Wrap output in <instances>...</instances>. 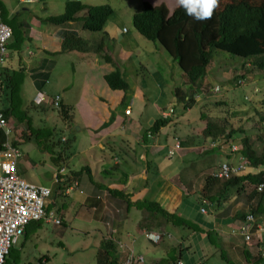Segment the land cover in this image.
I'll return each instance as SVG.
<instances>
[{
  "label": "crops",
  "instance_id": "1",
  "mask_svg": "<svg viewBox=\"0 0 264 264\" xmlns=\"http://www.w3.org/2000/svg\"><path fill=\"white\" fill-rule=\"evenodd\" d=\"M25 1L26 0H19V3L26 4ZM36 1L38 0H31L32 4ZM69 1L74 0H59V4L65 6ZM36 4H40V6L36 8L39 9V14H36L37 11H30L29 15L25 16L24 21L20 22V24L23 25V38L25 39L24 44L22 45L23 55L30 56L29 59H24L27 68V77L23 86V95H30L31 101L35 93L42 90L45 91L48 96V99L46 100L47 106H49L51 101L50 97L57 95L60 97V103L65 107L70 108L68 112L74 106L82 120L83 130L86 131L88 138L87 141L81 142L80 140L77 142L81 147L80 151L75 145V150H77L81 156L80 161L82 167L80 170L84 168V164H86L88 160H92L93 162V170L91 171L87 167L89 173L83 172L81 176L76 177V179H70L71 171L77 172L80 170L76 169V166L71 165L70 171L68 172L69 174H66L65 171L61 176H58L59 180L54 184L55 188H53L54 195H61L60 197L65 196V198L68 197L71 199L69 194L74 190L68 189L72 186L71 180H75L73 182L77 183L78 189H80L79 191L83 193V197H73L71 200L73 204L79 205V210L84 214L83 217L79 215L77 219L81 220L85 227L90 225L97 226V228L94 227L102 237H112L113 240H116V242H119L125 248H128L126 247V240L131 239L132 237L133 240H136V238L134 235L130 236L129 231L125 230L121 225L124 224L123 222L131 219V214L135 212L133 215H135L134 218L136 221H134L133 225L138 234L140 233L141 235L142 231H139L137 228V224L141 217L139 211L132 209L127 220H124V218H118L117 213L119 207H121V203L117 202L115 198H112L105 190L91 184L88 175L91 176L93 181H96L94 178V176H96V182L100 187H108L111 190L116 189L117 191L122 192L124 196L130 195L131 200L135 202L136 200H139L136 197L139 188L147 189L146 184L149 180L147 170H151L150 174L154 178L155 184H158V186L156 187V192L150 202L157 203L166 211L178 213L184 205L185 197H195L196 201L198 198H201L202 204L205 201L209 210H206V213H201L199 211L202 221L198 219L197 215L190 217L188 213L185 212V216L182 217L195 221L200 228V232L192 234L175 232L178 237L185 236L186 241L173 238L175 243H172V240L166 239V241L162 240L160 245L149 244L148 247L153 248L155 251L161 248L159 254H149L150 262L161 260L167 253V249L176 245L178 240L182 242L181 249L186 251L185 256L187 257V260L186 263L183 264H205L206 262H211L217 256L216 259L220 260L221 254L226 255V259L230 264H247L246 255L252 262L259 259V256L264 252V215L260 214V216H254L258 228L254 229L250 244H246L242 237L231 234V231L234 229L236 230L242 220L239 219L240 215L246 213L249 207L258 209L259 200L258 198H251L249 195L251 187L245 183L243 185L245 187L244 190L239 191L235 189L228 196H223V193L219 191L216 186H207L208 179L207 176L206 178H204V176L208 174L209 170L212 168L213 172L216 170L215 166L218 164H216L217 159L215 155L219 156L221 159L223 153L219 149H216L212 142L203 140V144L200 145V141L195 142L192 136L186 135L187 133L181 137L180 149H182V152L180 155L182 159L189 155L199 162L207 161V164L209 163L212 166L211 168L204 169L200 172L201 178L199 181L188 179L189 182L186 184V188L182 187V184L178 185L162 173L165 168V165L163 164L164 162L157 168H153V165L158 164V161L154 160L153 157L156 155H158V157L163 155V145L159 144L160 141L157 138L163 128H161L159 130L160 132L155 135H147L145 133L153 124L148 125L147 122H145V124L142 125L140 123L141 120L138 117L139 114L134 115L133 110L131 109H129V115L124 114L125 110L128 108L127 104H129L130 107V104L133 105L137 103L138 107H140L143 104L142 101L145 99L143 94H140L141 89H139V87L143 88L144 79L135 80L134 82L129 83L130 77L127 75L129 71L127 67L135 65V59L141 70H144V66L146 65L145 63L143 66L138 61L139 55L136 56V54H139L138 46H136L133 52L128 51V48L127 50L121 48L119 51L120 55L118 61H122L121 65L123 66L124 63L128 61L127 67L125 66V68L122 69L123 71L121 70V73L124 75V78L128 77L127 79L129 80H127V84L129 90L132 89L130 96L125 99L126 103H123V113L120 114L117 110L120 108L121 100L126 96L127 92L111 91L107 87L103 76L108 68L102 65V62L99 63V61L98 63L96 61L97 65H95L94 69L90 68V65L88 66L83 63V69L88 68V70L84 73L81 83L78 79L74 81L77 84L76 86H79L80 84L82 85L81 88L83 93L82 95H76L75 97H67L65 91L69 90V88L56 75V71L64 62H69L70 64V69L66 72L69 73L71 70L72 75H75L76 71L74 70L75 68L73 64L67 59L68 56L65 57V54H61L62 43L68 34H72L84 41L85 37L80 35L83 30L80 26H74L78 22L71 23L69 28L64 29L65 32L59 28L49 27L46 23L45 25L47 27H45L40 21L51 17L52 15H47V5L43 0H39ZM52 4H54V2L50 1L49 6ZM18 14L16 13V15ZM85 15L86 11L81 13V16H78L79 19L77 20H81ZM110 26H106L100 34H89L87 32V41L91 42L92 40H98V35H100V39L104 42V53L112 58L111 54L113 49L110 46L111 42L120 41L123 37L122 34L125 33L122 32V34H119L113 24ZM111 31L112 34L107 38L105 35ZM91 35L92 38L90 37ZM131 40L135 42V39ZM116 44L119 43L117 42ZM70 53L76 55V51ZM133 56L135 59L130 61ZM11 59L12 58L9 56L3 66L4 69L15 67V65L11 63ZM78 60L84 61L83 56H79ZM131 74L132 73L130 72V75ZM71 85H74V83ZM81 88L78 90L82 91ZM98 97L103 98L106 103L100 102ZM74 99L76 100L75 103H73ZM159 111L162 110L160 108L158 111L156 110V112ZM158 119L159 115L157 114V118L154 122ZM149 141L152 142V145H149ZM211 149H214L213 152L216 153L215 155L206 154ZM172 151L173 149H168L165 151L166 155H164L166 156V159H169L170 161H173L172 157H170ZM69 157H71V153L68 154L67 160ZM71 158H73V156ZM239 161L240 158L237 156H231L228 161L224 162L238 165L240 164ZM71 163H73V161H71ZM246 167L249 168V165H246ZM20 175L24 178L22 171ZM203 178L206 182L205 185L203 184L201 187V179L203 180ZM87 188H90V190ZM52 197H50L48 201V206L54 203V196ZM197 202L199 203V201ZM197 208L199 210L201 209L199 206ZM64 209V204L60 203L59 210L60 212H63V214L65 213ZM84 209L88 211V215H85ZM63 214H59L61 219H63ZM207 215L210 219H206L203 222V217H206ZM86 216L89 217L86 218ZM64 226L61 227L66 228L67 224ZM196 241H201L199 246L196 245ZM44 257L45 259L41 264L47 263L48 261V258L46 256Z\"/></svg>",
  "mask_w": 264,
  "mask_h": 264
},
{
  "label": "rangeland",
  "instance_id": "2",
  "mask_svg": "<svg viewBox=\"0 0 264 264\" xmlns=\"http://www.w3.org/2000/svg\"><path fill=\"white\" fill-rule=\"evenodd\" d=\"M2 1H4V7L7 11L5 17H8L7 20L11 24H19L24 21L25 16H28L30 11H37L36 14H39V9H36L40 6V4H36L39 0L33 5H30V3H19V0ZM50 1L54 2L51 6H49ZM143 1L154 6L164 4L170 13H172L177 7L176 0H81V3L86 5V8L77 14V19H79L78 16H81V13L87 11L89 7L108 6L113 10L114 14L108 19L106 26L109 27L113 24L119 34H122V32L125 33L122 34L123 37L121 40L117 41L119 44H116V41H113L110 44L113 49L111 54L113 61L115 62L116 68L120 72L125 68V66L127 67L128 64L127 61L122 66V61H118V57L120 55L119 51L121 48H123V50H127L128 48V51L133 52L136 46H138L139 54H136V56L139 55L138 61L143 66L145 63L146 65L144 66V70H141L133 56L130 61L135 59V65L127 67L132 74L130 75V72L128 71L129 74L127 73V75L130 77V80L127 79L128 77H125V81L127 82V80H129V83H131L135 80L144 79L143 88L139 87V89H141L140 94H143L145 99L142 101V106L138 107L137 103H135L133 105L130 104L129 107V104H127V109L133 110L134 115L139 114L138 117L140 118V123L142 125H144L145 122H147L148 125H152L154 120L157 118V114L159 115V118H168V115L166 114L168 113V110L170 108L174 110V114H171L168 118L170 122L163 127L162 131L157 136L160 141L159 144L163 145V155L160 157H158V155L153 157L154 160L158 161V164L153 165V168H157L164 162L163 164L165 165V168L162 173L178 185L182 184L181 186L186 188V184L189 182L188 179H191L192 181H199L201 178L200 172L204 169H209L212 166L209 163L207 164V161L199 162L189 155L182 159L180 155L182 149H174V136L178 134V131H182L183 134L187 133L186 135L192 136L195 142L200 141L199 144L202 145V132L205 128L206 122L209 120L210 122L217 124L219 127L224 126L227 131H243L244 134L234 136L229 143L235 142V144L239 145V140L247 137L249 139V143H255V145L260 148V145L264 143V133L262 131V118L264 115V80L262 81V78L257 74H253L250 80L253 82L254 86H257L258 89L261 90V93L257 99L256 95H252L246 100L245 96H247V91L243 90L242 87L240 88L239 83H234L235 86L228 85V82L233 80V78L245 74V68L242 70L240 68L241 61L234 62L232 59H229L225 53H220V55L218 53L217 55L219 56H216L217 58L214 59L209 66V72L203 86L208 87L209 84L212 85L214 91H219L214 92L215 95L211 93L208 101L203 100L206 99V96L200 93L198 98H196L197 101L195 107L187 110L186 112H183L180 106L173 108L174 98L172 95V89L174 87L182 88L183 86L182 73L180 69L177 64L173 63L168 55H166V52L159 44L144 40L132 29V17L139 11L140 4ZM43 2L47 5V15L51 14L52 16L57 17L65 11V6L63 4H59V0H43ZM16 13L19 14L16 15ZM47 26L45 25V27ZM74 26L79 27V24L76 23ZM80 35L85 37L82 44V50H77L76 55H73L70 52L62 53L65 54V57L68 56L67 59L73 64L75 68L74 70L76 71L75 75H72L71 70L69 73L66 72L70 69L69 62L62 63L59 66L60 68L56 71V75L69 88V90L65 91L67 97H75L76 95H82L83 93L81 88L82 85L80 84L79 86H76L77 84L74 82L78 79L81 83L84 73L88 70V68L83 69V63L88 66L90 65V68L94 69L98 61L101 63L102 57L106 55L104 51L99 54L94 52L95 48L101 41L100 35H98V40L91 39V42L87 41V32L83 31ZM90 37L92 38V35ZM131 39H135V42ZM79 56H83L84 61L78 60ZM23 58L29 59L30 56L23 55ZM250 70L251 67L245 69L246 72H250ZM72 83H74V85H71ZM79 88H81L82 91H79ZM184 88L185 87L183 86L182 89L184 90ZM128 90L129 87L126 91L127 93L125 92L126 96L121 100V105L119 106L120 108L117 110L120 114L123 113L122 109L124 108L123 103L125 102V99L132 93V89ZM22 98L24 105H27L30 100V95L24 94L22 95ZM98 98L100 102L106 103L103 98ZM75 102L76 100L74 99L73 103ZM219 102H226L228 107L222 106L223 108L218 110L215 107V104ZM41 106L46 109L48 108V106L44 104ZM157 108H160L162 111L156 112V110L158 111ZM59 111L60 110L58 109L47 112L44 118L46 121H44L43 125L39 126H45L46 128L53 129V139H55V141L58 138H65L67 140L66 142L69 141L68 152L63 151L64 146L61 141L60 145L53 147L54 157H56V154L62 153L61 163L62 165L64 164V169L67 174L70 171L71 165L76 166L75 168L78 170L82 167V163L80 161L81 156L79 155V152L75 150V145L80 151L81 147L77 142L80 140L81 142L87 141L88 138L86 131L83 130L82 120L74 106L68 112V117L70 118L68 121L64 120L63 115L60 114ZM179 112H181L182 115L179 116L180 118L178 117L176 119L175 116L179 115ZM163 114L166 117H163ZM202 114L205 116V120L200 121L199 118ZM37 123V121L34 122L35 125ZM13 129L12 130L14 132L12 139L15 138V141L22 142L18 148L22 155L19 165L20 171H22L24 176L23 179L36 186H43L49 188L50 190L52 189L51 197L54 196V203L49 206V210L52 212L57 211L59 214H63V212H60L59 210L60 203H63L65 207L63 219L67 226L66 228L61 226L57 227L53 224L42 221L38 228L31 229L27 232L25 237L20 236L17 239L16 243L11 248V250H13V254L12 257L8 259L9 261L7 264H38L40 258L44 256L48 258V261L43 264H96L95 256L97 248L99 247L100 241L102 239L104 240V237L96 231L95 227L97 228V226L94 225V227L93 225H90L85 227L81 220L77 219L79 215L83 217L84 214L79 210V205L71 202L73 197H83V193L79 191L80 189H78L77 185L76 188L73 189L74 191H71L69 194L71 199L68 197L65 198L63 195L62 196L64 198L60 197L61 195H54L53 188H55V185L53 183V176L58 172V167L53 162L50 152H41L33 142L32 138L25 137L28 136V133L25 134L23 128L16 127ZM149 145H152V142L149 141ZM168 149H173L174 155L172 156V160L175 163L166 159V156H164L166 155L165 151ZM115 151L117 152L116 149ZM70 153L73 158L69 157L67 160V156ZM71 161H73V163H71ZM92 163V160H88V162L84 164V168L88 167V169L92 171ZM150 171L151 170H147L149 179L146 184L147 189L139 188L136 193V197L139 200H136L135 202L140 201L141 205L151 203L150 200L154 197L156 187L158 186V184H155V180L151 176ZM214 172L212 168L209 170L208 174L204 176V178H206V176L207 178L209 176L212 177L211 174ZM94 178L97 181L96 176H94ZM204 178L203 180L201 179V187L203 184L205 185L206 181ZM87 189L90 190V188ZM197 201H199V203ZM197 201L195 197H185L184 205L177 214L185 216L184 213L187 212L190 217L197 215L198 219L202 221L201 215L199 214L200 210L197 207L199 206L205 211L209 210V208L208 206L202 204L201 198H198ZM84 213L85 215H88V211L86 209H84ZM139 213L141 215L139 220H141L143 217L142 212ZM133 214H135V212ZM133 214L130 216L131 219L123 222L124 224L121 225V227H124L125 230L129 231L130 236L134 235L136 238V240H133V237L131 239H127L126 247L133 249L135 254H139L147 262L150 258L149 254H159L160 248L156 251L151 247L148 251L145 249V246L148 247L149 244L146 242L143 235H140V233L138 234L135 226L133 225L134 221H136L134 218L135 215ZM88 217L86 216V218ZM206 219L209 220L210 217L208 215L203 217V222ZM159 238H161V236H159ZM200 242L201 241H196V245L199 246ZM177 243L181 244L182 242L177 241ZM118 249L121 250L119 247ZM15 256H19L17 262L14 260L16 258ZM185 257L183 256L182 261L186 263L187 257ZM217 257L208 263L226 264L224 261L216 259Z\"/></svg>",
  "mask_w": 264,
  "mask_h": 264
},
{
  "label": "trees",
  "instance_id": "3",
  "mask_svg": "<svg viewBox=\"0 0 264 264\" xmlns=\"http://www.w3.org/2000/svg\"><path fill=\"white\" fill-rule=\"evenodd\" d=\"M25 3H30V5L34 4H32L31 0H26ZM85 8L86 5L80 2L69 1L65 4V11L63 14L57 17H48L40 22L46 23L49 27L59 28L62 31L69 28L70 23L78 22L83 31L101 33L106 27L108 19L113 16V10L108 6L89 7L86 11V16L81 20H77V14L85 10ZM5 14H7V11L3 1L0 0L1 22L7 26L12 33L11 38L6 44V50L8 57L10 56L12 58L11 63L15 65V67L7 69H4L3 66L0 67V111L9 126L23 128L24 133H28V136H24L32 138L41 152L49 151L53 162L59 170L64 166V164L62 165L61 163L62 153H58L56 157H54L53 147L61 144L60 138L55 141V139H53V129L39 126L43 125L44 121H46L44 118L47 112L55 111V109L51 105H49V108L43 109V106L37 107L32 102L24 105L22 95L23 86L27 77V68L22 50V45L25 40L23 38V25L20 23H9ZM132 29L144 40L159 44L166 52V55H168L172 62L176 63L180 69L183 86L185 88L183 90L182 86V88L174 87L172 89L174 98L173 108L180 106L183 112H186L195 107L196 98H198L200 93L206 96V99H203L206 101L210 99L211 93L215 95L212 85L208 84V87H204L203 83L206 81L210 64L220 53H225L227 57L234 62L241 61V70L251 67L250 72H246L244 69L245 74L233 78V80L228 82V85H234L236 82L239 83L240 88L242 87L243 90L247 91V96H245L246 100L252 95H256V99L259 97L261 90H259L257 86H254L250 78L253 74H257L262 78V81L264 80V0H217V7L214 9L211 18L204 21H196L186 16L184 10L179 6L170 13L164 4L154 6L143 1L140 4L139 11L132 17ZM110 34H112V31L105 36L108 38ZM83 42L84 41L80 38L68 34L62 43L61 54L77 50L81 51ZM103 49L104 43L101 40L94 52L99 54L103 52ZM218 53L219 55H217ZM102 65L108 68L103 76L107 87L111 91H122L125 93L128 89V84L125 81L124 75L116 68L115 62L111 56L108 54L103 56ZM253 89L256 90L257 93H253ZM218 91L219 90H217V92ZM50 99H52V97H50ZM222 106L228 107L226 102L215 104L218 110L222 109ZM58 109L60 110V114L63 115L64 120L68 121L70 119L68 117V110L70 108L60 103ZM172 114H174L173 109ZM180 115H182L181 112H179V115L175 116V118L177 119ZM168 118H159L149 127L145 134L155 135L160 132L159 130L170 122ZM199 119L203 121L205 120V116L202 114ZM35 121L38 122L36 125L34 124ZM262 122V131L264 133V115ZM239 134L244 133L242 130L227 131L224 126L219 127L209 120L206 122L202 132L203 140L212 142L216 149L223 152L221 159L219 156L215 155L216 153L213 152L214 149L206 153L216 156V164L218 165L215 167L217 170L223 164L232 165L224 162L228 161L231 156H237L243 160L242 162L249 165V168L244 167L236 176L230 177L227 180L219 179L216 176V172L212 173V177L209 176L207 178V186H216L218 190L223 193V196H228L235 189L239 191L244 190V183L249 185L251 187L249 195L252 199L258 198L259 200L258 209L251 208L249 213L254 216H260V214L264 215V143L258 148L255 143H249L247 137L239 140V145L234 144L235 142L229 143L234 136ZM183 136L184 134L182 131H178V134L173 138L174 143L180 142ZM3 142L4 135L0 130V152ZM68 143L69 141L63 143L64 152L68 151ZM14 145L19 146L20 144L15 142ZM231 146H235L237 150L232 152ZM240 162L241 161H239V163ZM85 169L87 168H83L77 172L71 171L70 179H76V177L81 176L83 172L89 173ZM88 179L91 184L105 190L112 198H115L117 202L121 203V207H119L117 213L118 218L127 220L132 209L142 212L143 217L137 224L139 231L141 230L142 233L151 232L161 236V240L158 242L146 239V242L150 245H160L161 241H166V239L172 240V243H175L173 238L186 241L185 236L178 237L175 232H182V234L200 232L199 226L191 219L182 217L175 212L166 211L154 202L142 205L140 201L133 202L130 195L124 196L122 192L116 189L111 190L108 187H100L96 181H93L90 175H88ZM73 181L75 180H71L72 185L75 183ZM259 186H262V189L257 191ZM46 212H50L48 205L46 206ZM56 214L59 215L57 211ZM246 214L247 213L240 215L239 219L243 220ZM59 219L61 220L60 225L64 226V220L61 218ZM39 225H41V222L31 223L25 229V236L28 231L38 228ZM146 247L147 246H145V249H149V247ZM167 250V253L161 260L146 262L143 258L142 263L139 264L185 263L182 261V258L183 256L185 257L186 251L181 249V244L176 242V245ZM12 251L13 250L10 249L4 264H7L9 261L8 259L12 257ZM15 257L14 260L17 262L19 256ZM126 257L124 249H118L116 240L107 236V238L100 241L95 259L96 264H124ZM220 257L221 261L230 264L225 254H221ZM44 259L45 257L40 258L38 264H41ZM246 263L264 264V258L260 257L256 259L255 262H252L246 255ZM205 264L209 263L206 262Z\"/></svg>",
  "mask_w": 264,
  "mask_h": 264
},
{
  "label": "built area",
  "instance_id": "4",
  "mask_svg": "<svg viewBox=\"0 0 264 264\" xmlns=\"http://www.w3.org/2000/svg\"><path fill=\"white\" fill-rule=\"evenodd\" d=\"M11 36L12 33L10 29L1 22L0 18V67L5 64L8 58L6 44ZM214 92H217V90ZM45 98L46 94L44 92H39L34 102L41 104ZM59 102L60 97L58 95L54 96L51 101L52 107L57 109L59 107ZM124 114L129 115L130 110H125ZM166 114L169 117L172 114V109H169ZM163 117L166 116L163 114ZM0 130L3 131L5 136V141L2 145L3 150L0 152V264H4L9 250L16 243L17 239L24 234L25 228L31 223L44 221L54 226H60V220L54 213L46 212L47 201L51 196V190L29 183L21 177V172H19L18 169L19 161L22 158L21 152L18 148L13 146L10 137L11 131L1 113ZM175 148H179L178 142H175ZM231 150L235 152L237 148L231 146ZM240 161V164L235 166L228 164L221 165L216 176L222 180H227L230 177L236 176L247 165L245 162H242L243 160L241 158ZM63 173L64 170L62 169L53 176L55 184L58 181V176ZM76 186L77 183L75 182L68 190H73ZM261 189L262 186H259L257 190L260 191ZM200 211L201 213H206L204 209ZM253 222V217L248 215L245 222L240 225L236 232L248 243L251 242ZM142 235L145 239H149L150 241L160 239L159 235L148 232H143ZM117 246L120 249H124L126 252L127 257L124 264L142 263L143 258L139 254H135L133 249L125 248L118 242Z\"/></svg>",
  "mask_w": 264,
  "mask_h": 264
},
{
  "label": "clouds",
  "instance_id": "5",
  "mask_svg": "<svg viewBox=\"0 0 264 264\" xmlns=\"http://www.w3.org/2000/svg\"><path fill=\"white\" fill-rule=\"evenodd\" d=\"M74 2H80V0H78V1H76V0H74ZM81 3V2H80ZM176 3H177V5L179 6V7H181L183 10H184V14L186 15V16H189V17H191L193 20H196V21H204V20H207V19H209V18H211V16H212V14H213V11H214V9L217 7V0H176ZM86 16V15H85ZM84 18V17H83ZM82 19V18H81ZM76 23V22H75ZM71 24V23H70ZM79 24V23H78ZM85 32H87V31H85ZM88 33H90V32H88ZM90 34H100V33H90ZM8 59V58H7ZM7 61V60H6ZM5 65V64H4ZM3 65V66H4ZM254 90V89H253ZM39 92H44L45 94H46V98H45V100L41 103V104H37V103H35L34 102V100L36 99V97L38 96V93ZM253 93H257V91L255 92V90L253 91ZM48 96H47V93L45 92V91H38V92H36L35 93V95H34V97L32 98V100L30 101L29 100V102H32L35 106H37V107H40L41 105H46V100L48 99L47 98ZM54 97V96H53ZM53 97H52V99H53ZM52 99H51V101H52ZM59 104H60V102H59ZM49 105H51V102L49 103ZM52 106V105H51ZM48 108H49V106H48ZM59 108V107H58ZM57 108V109H58ZM55 109V108H54ZM57 109H55V110H57ZM0 113H1V111H0ZM2 114V113H1ZM3 115V114H2ZM4 118V117H3ZM5 119V118H4ZM6 121V120H5ZM7 125H8V123H7ZM8 127H9V129H10V131H11V135H10V137H11V140H12V144H13V146L14 147H16V148H18V146H15L14 144H15V142H17V143H22L21 141H15V138H13L12 139V136H13V130H15V129H13L14 127L12 126H9L8 125ZM13 129V130H12ZM1 132L3 133V131L1 130ZM3 135H4V133H3ZM4 141H5V136H4ZM15 141V142H14ZM60 141L62 142V143H66V139L65 138H61L60 139ZM4 143V142H3ZM178 143H179V148L178 149H180V142L178 141ZM3 145V144H2ZM20 146V145H19ZM19 149V148H18ZM174 149H176L175 148V143H174ZM178 149H176V150H178ZM2 150H3V148H2ZM1 150V151H2ZM20 151V150H19ZM66 152V151H65ZM174 155V151H172L171 153H170V157H172ZM22 156V155H21ZM19 164H20V162H19ZM18 169H19V172H21L20 171V165L18 166ZM64 170V172H65V169H64V167L63 168H61V169H59L58 170V172L60 171V170ZM218 171V170H217ZM217 171H216V173H217ZM57 172V173H58ZM56 173V174H57ZM55 175V174H54ZM59 176H61V175H59ZM55 184V183H54ZM40 187H43V186H40ZM49 189V188H48ZM258 189V188H257ZM258 191V190H257ZM51 195H52V192H51ZM51 197V196H50ZM50 199V198H49ZM49 199H48V201H49ZM48 201H47V205H48ZM203 204H205L206 205V202L204 201V203ZM201 209H203V208H201ZM200 209V210H201ZM251 209V207H249L248 208V211L246 212L247 214L245 215V217H244V219L243 220H241L240 221V223H239V226L236 228V230L234 229V230H232L231 231V234H233V235H235V236H240V235H238L236 232H237V230H238V228L240 227V225L241 224H243L244 222H245V219H246V217L248 216V215H251L252 217H253V219H254V222H253V227H252V229H251V236L253 237V231H254V229H257L258 227H257V225H256V219H255V217H254V215H252L251 213H249V210ZM205 211V210H204ZM50 212H52V211H50ZM206 212V211H205ZM52 213H54L56 216H57V218L59 219L60 218V216L59 215H57L56 214V212H52ZM60 220V219H59ZM61 221V220H60ZM38 222H42V221H38ZM61 226V225H60ZM58 227V226H57ZM27 228V227H26ZM25 228V229H26ZM153 234V233H152ZM142 235V234H141ZM155 235V234H154ZM22 236H25V230H24V234L22 235ZM240 237H242V236H240ZM252 237H251V241H252ZM243 238V237H242ZM161 239H159V240H155V241H153V242H158V241H160ZM243 240H244V238H243ZM244 242L246 243V244H250L251 242H246L245 240H244ZM117 243V242H116ZM119 243V242H118ZM12 248V247H11ZM10 251V250H9ZM9 254V253H8ZM8 256V255H7ZM259 257H261V258H264V256H263V253H262V255L261 256H259ZM6 259V258H5Z\"/></svg>",
  "mask_w": 264,
  "mask_h": 264
}]
</instances>
